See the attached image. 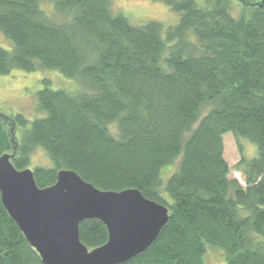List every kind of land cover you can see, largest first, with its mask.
I'll return each instance as SVG.
<instances>
[{
  "label": "trees",
  "instance_id": "1",
  "mask_svg": "<svg viewBox=\"0 0 264 264\" xmlns=\"http://www.w3.org/2000/svg\"><path fill=\"white\" fill-rule=\"evenodd\" d=\"M157 1L174 24H133L109 0H0L11 43L0 47V75L50 69L74 84L43 80L32 120L0 114V155L13 153L21 170L45 152L49 165L32 167L40 188L68 169L166 206L152 245L120 264H204L208 247L226 264H264V0ZM225 133L243 185L230 176ZM78 226L88 249L107 241L100 220ZM0 264H43L1 197Z\"/></svg>",
  "mask_w": 264,
  "mask_h": 264
},
{
  "label": "water",
  "instance_id": "2",
  "mask_svg": "<svg viewBox=\"0 0 264 264\" xmlns=\"http://www.w3.org/2000/svg\"><path fill=\"white\" fill-rule=\"evenodd\" d=\"M13 157L0 155L1 202L43 264H120L151 246L167 223V207L136 188L103 191L68 169L40 188L33 170L17 169ZM87 219L106 226L99 247L80 240L78 225Z\"/></svg>",
  "mask_w": 264,
  "mask_h": 264
},
{
  "label": "rangeland",
  "instance_id": "3",
  "mask_svg": "<svg viewBox=\"0 0 264 264\" xmlns=\"http://www.w3.org/2000/svg\"><path fill=\"white\" fill-rule=\"evenodd\" d=\"M205 1L197 0V3L199 6H202L205 4ZM109 5L114 12H123L133 24H140L143 20L153 19L165 24H174L178 19L177 14L172 12L171 8L164 2L162 3L157 0H109ZM0 47H11V43L1 32ZM43 80L50 82V87L54 89L64 88L68 91L73 89L66 87L68 84H73V82L65 79L54 70L25 72L16 69L5 76L0 75V114L12 117L19 113L28 121L40 116V112L37 110L36 94L42 89ZM7 128H11L10 123ZM15 134L17 133L15 132ZM222 144L224 145L223 155L231 167L230 176L232 178L236 177L243 185V177L240 173L233 170L235 163L240 158L237 141L232 134L225 133ZM240 144H242L244 153L248 156L254 155V145L247 143V141H240ZM48 161L49 158L45 152L37 149L31 156L32 166L29 168L32 170L34 165H49ZM203 260L204 264H226L222 253L213 247L206 249Z\"/></svg>",
  "mask_w": 264,
  "mask_h": 264
},
{
  "label": "bare ground",
  "instance_id": "4",
  "mask_svg": "<svg viewBox=\"0 0 264 264\" xmlns=\"http://www.w3.org/2000/svg\"><path fill=\"white\" fill-rule=\"evenodd\" d=\"M45 82V81H44ZM28 243V242H27ZM31 247V246H30Z\"/></svg>",
  "mask_w": 264,
  "mask_h": 264
}]
</instances>
